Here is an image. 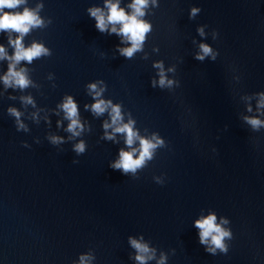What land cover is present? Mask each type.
I'll return each instance as SVG.
<instances>
[{
	"label": "water",
	"instance_id": "obj_1",
	"mask_svg": "<svg viewBox=\"0 0 264 264\" xmlns=\"http://www.w3.org/2000/svg\"><path fill=\"white\" fill-rule=\"evenodd\" d=\"M106 3L133 12V0L0 9L33 12L41 24L21 44L46 50L31 62L5 59L20 33L0 31V264H140L138 255L144 264H264V126L247 123L264 122V0H147L137 19L150 30L131 57ZM97 8L103 32L89 14ZM202 44L211 53L198 60ZM10 64L26 87L5 86ZM161 72L170 85H159ZM100 100L108 107L97 114ZM129 121L139 138L131 147L114 132ZM141 139L162 144L135 172L114 170L121 150L138 157ZM209 215L229 233L226 251L200 243L195 223Z\"/></svg>",
	"mask_w": 264,
	"mask_h": 264
},
{
	"label": "clouds",
	"instance_id": "obj_2",
	"mask_svg": "<svg viewBox=\"0 0 264 264\" xmlns=\"http://www.w3.org/2000/svg\"><path fill=\"white\" fill-rule=\"evenodd\" d=\"M22 0H0V9L8 8L12 9L17 7ZM147 0H133V3L129 5L132 8L133 12L131 15H126L123 9H119L116 4L106 3V7L108 8V16H107V23L115 25L119 23L121 25L119 31L113 27L111 32H116L117 35H122L127 38L128 42L131 44V47L126 49H121L120 52L122 55L126 57H131L134 52L140 49V46L145 38V33L150 30V25L143 22L142 20L137 19V17L143 16L144 13L142 9L146 7ZM198 9H192L191 15H195ZM90 16L94 17L96 20V28L103 32L106 29V21L105 16L101 12L100 9H90L89 10ZM41 21L36 17V15L25 9L22 13L17 14H10L4 13L0 15V31H7L12 30L14 32L20 33V36L17 37L15 41L9 39V44L15 48L14 56L4 57L5 59H11L14 62L18 63L21 60H25L31 62L33 58L40 56L42 53H45L46 50L37 44H33L31 48L24 49L21 44V39L24 34L29 32L30 27L39 26ZM201 52L203 55H199L196 57L198 60H203L205 56H208L211 53V49L206 45L200 46ZM4 53V49L0 47V54ZM156 67H160V65H156ZM14 64L9 65L8 73L2 78L4 81L5 86H9L10 78L11 81L14 82L15 85L23 88L26 87L28 81L26 80L25 76L22 74L23 70L20 72H16L13 70ZM170 85L172 82L165 80L163 72L160 73V80L159 85L161 87L165 86V84ZM92 90H95V85H90ZM99 92L96 93L99 96ZM30 102V101H29ZM64 112L66 113V118L69 119L70 123L68 125V131L72 132L74 128H78L79 124L76 119H73L77 115V108L76 105L72 102L71 98L67 100V102L62 106ZM108 107L104 101L100 100L92 105V110L97 113L101 114L105 111V108ZM258 107H264V94L260 96V103ZM250 110V109H249ZM13 115L18 117V113L15 110H9ZM112 124H119L121 119L120 117V110L118 107L112 108L111 113ZM247 123L252 126L253 129H257L261 126H264V122L258 119H247ZM111 125L105 124L104 127L108 128ZM23 127V125H20ZM114 132L123 133L126 136L125 143L127 146L131 147L135 139H139L137 137L136 132L132 129V122L129 121L128 124H124L122 126L116 127ZM74 135L76 133H73ZM111 139V136L107 137ZM53 142H56V138H53ZM162 141L157 140L156 143H152L148 140L141 139L140 140V148H139V155L136 159H133V155L137 152V149L133 148L130 152H125L123 150L119 153V160L112 163L110 166L114 170H122L124 173L127 172H135L137 168H140L146 159L152 158V150L157 147V145H161ZM75 151L77 153H82L84 151V145L78 144L76 145ZM73 163H78V161H73ZM215 216L209 215L207 218L198 220L195 223V227L200 229V243L204 244L206 241L210 240V243L214 246V248H219L221 251H226L222 241L223 239L229 235L228 232L223 231L221 227L215 224ZM132 246L135 247L138 252L146 253L148 252V248L137 243L136 241H131ZM214 248H209L208 251H214ZM150 258V257H149ZM84 257L81 258V264H83ZM140 264H144V257L138 255L136 257Z\"/></svg>",
	"mask_w": 264,
	"mask_h": 264
}]
</instances>
